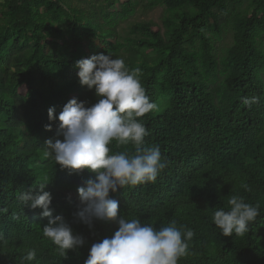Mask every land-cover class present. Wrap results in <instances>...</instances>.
I'll use <instances>...</instances> for the list:
<instances>
[{
	"label": "trees",
	"instance_id": "trees-1",
	"mask_svg": "<svg viewBox=\"0 0 264 264\" xmlns=\"http://www.w3.org/2000/svg\"><path fill=\"white\" fill-rule=\"evenodd\" d=\"M96 1H0V264H22L32 249L36 259L23 264H84L91 244L117 229L104 221L89 229L73 215L77 188L95 174L70 173L44 155L47 139H62L47 109L58 114L73 97L97 99L79 83L75 61L108 51L130 70L141 69L156 104L138 118L149 130L145 147L159 145L167 162L154 183L110 192L120 215L156 228L175 220L193 230L178 264H264V0ZM155 6L163 10L161 25L130 22L137 10ZM227 32L231 43L221 48ZM252 96L259 102L242 103ZM109 147L133 151L115 141ZM41 183L53 215L62 214L85 239L66 259L43 235L42 210L17 199ZM232 195L260 206L244 236H223L212 219L215 210L229 209Z\"/></svg>",
	"mask_w": 264,
	"mask_h": 264
},
{
	"label": "clouds",
	"instance_id": "clouds-1",
	"mask_svg": "<svg viewBox=\"0 0 264 264\" xmlns=\"http://www.w3.org/2000/svg\"><path fill=\"white\" fill-rule=\"evenodd\" d=\"M79 83L92 90L95 103L69 99L58 114L55 107L47 109L50 122L58 121L55 135L62 139H47L45 157H51L69 172L88 170L95 174L77 188L79 205L74 217L92 229L95 221L111 222L117 229L111 237L91 244L84 264H178L189 254L195 232L175 220L156 228L140 219H125L120 215L119 201L110 196L125 186L154 183L166 167L159 145L145 147L149 130L139 120L156 108L141 83V69H129L123 58L93 54L75 61ZM259 97L242 98L244 105L258 103ZM45 130H52V123ZM131 144L133 151L111 153L109 145ZM111 153V154H110ZM46 183L20 192L17 199L32 209L40 208L47 217L43 235L49 238L67 258L69 250L76 251L85 244L80 234L73 232L62 214L53 215L52 195L45 191ZM246 187V186H245ZM228 210L219 208L212 219L223 236H244L249 225L260 215L259 204L245 202L242 196L232 195ZM35 249L22 257L23 262L36 259Z\"/></svg>",
	"mask_w": 264,
	"mask_h": 264
},
{
	"label": "rangeland",
	"instance_id": "rangeland-1",
	"mask_svg": "<svg viewBox=\"0 0 264 264\" xmlns=\"http://www.w3.org/2000/svg\"><path fill=\"white\" fill-rule=\"evenodd\" d=\"M0 1H2V0H0ZM93 1L97 2L96 0H93ZM72 3L75 5H78V6H86V0H72ZM114 7L116 9H119L118 4H115ZM162 12H163V10L160 6H155L151 10L147 9L146 12H142L140 10H137L134 19L133 18L130 19V22L134 21V20H143L144 19V20H152V21L158 23L159 25H161V16L163 14ZM231 40H232L231 33L230 32L225 33L222 41L220 42V47L222 48V47H226L227 45H230ZM94 42H95V44L102 47V43L100 42L99 39L94 38ZM86 43H87L86 40L82 41V44L85 46V49L87 50Z\"/></svg>",
	"mask_w": 264,
	"mask_h": 264
}]
</instances>
